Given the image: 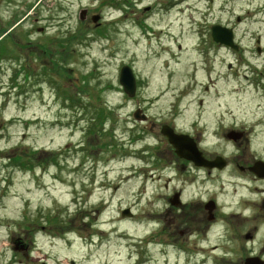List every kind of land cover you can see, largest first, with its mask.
I'll return each mask as SVG.
<instances>
[{
    "label": "rangeland",
    "instance_id": "374dc122",
    "mask_svg": "<svg viewBox=\"0 0 264 264\" xmlns=\"http://www.w3.org/2000/svg\"><path fill=\"white\" fill-rule=\"evenodd\" d=\"M41 6L14 9L20 18L37 12L40 22L29 19L20 27L22 47L0 46L6 51L0 55V252L7 250L9 235L31 229L40 217L80 231L76 218L83 211L86 243L95 234L93 245L84 246L94 250L91 264H175L174 254L163 257L145 248L156 208L143 194L142 163L108 148L126 142L130 129L120 69L128 65L136 77L155 74L158 81L160 65L151 60H264V0H44ZM83 9L88 14L81 21ZM97 14L103 19L98 28L91 21ZM213 25L234 28L240 51L216 45ZM259 34L261 54L255 48ZM180 63L182 71L189 65ZM112 105L123 107L112 111ZM97 107L110 117L93 134ZM81 148L96 155L90 197L92 178L77 169ZM130 206L132 220L121 216V208Z\"/></svg>",
    "mask_w": 264,
    "mask_h": 264
},
{
    "label": "flooded vegetation",
    "instance_id": "af4514ba",
    "mask_svg": "<svg viewBox=\"0 0 264 264\" xmlns=\"http://www.w3.org/2000/svg\"><path fill=\"white\" fill-rule=\"evenodd\" d=\"M43 1L0 0V46L22 47L20 27L40 19L37 12L20 18L14 9L35 11ZM262 44L259 34V54ZM151 61L160 65L159 80L150 74L136 77L130 93L120 88L128 139L108 146L142 163L143 194L156 208L146 251L174 254L175 264H264V60ZM181 61L189 62L183 71ZM88 151L81 148L77 169L92 178L90 197L97 184L91 157L96 155ZM85 175L80 177L82 207ZM124 209L130 210L128 219L135 218L132 206L121 213ZM84 219L81 211L80 231L46 216L31 221V229L9 235L0 264H91L94 250L84 246L93 245L95 234L89 233L86 243Z\"/></svg>",
    "mask_w": 264,
    "mask_h": 264
},
{
    "label": "water",
    "instance_id": "95a60500",
    "mask_svg": "<svg viewBox=\"0 0 264 264\" xmlns=\"http://www.w3.org/2000/svg\"><path fill=\"white\" fill-rule=\"evenodd\" d=\"M85 15H86V10H83L80 14V19L84 20ZM99 20H100V16L92 17V21L94 23H97ZM212 38L213 41L218 44L225 45L233 50L239 49L238 46L234 44V34L232 29H228L220 25L213 26ZM119 81L126 93H130L129 90L133 91L136 87V78L133 74L132 69L128 66H124L121 69ZM170 141L172 142V139H170ZM126 215H127V211L123 213V216Z\"/></svg>",
    "mask_w": 264,
    "mask_h": 264
},
{
    "label": "trees",
    "instance_id": "16d2710c",
    "mask_svg": "<svg viewBox=\"0 0 264 264\" xmlns=\"http://www.w3.org/2000/svg\"><path fill=\"white\" fill-rule=\"evenodd\" d=\"M0 53H1V55H5L6 51L4 49L3 50L0 49ZM93 113H95L96 119H98V124L99 125L102 124L104 121V112L99 111L98 114H97V112H93ZM10 161H13L15 164H19L21 166H24V162L19 158H14L13 160H10Z\"/></svg>",
    "mask_w": 264,
    "mask_h": 264
}]
</instances>
